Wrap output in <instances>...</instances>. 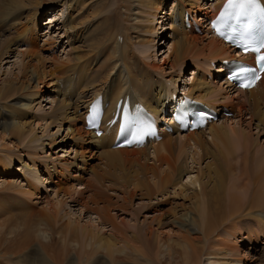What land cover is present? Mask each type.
I'll return each mask as SVG.
<instances>
[{"label":"bare ground","instance_id":"obj_1","mask_svg":"<svg viewBox=\"0 0 264 264\" xmlns=\"http://www.w3.org/2000/svg\"><path fill=\"white\" fill-rule=\"evenodd\" d=\"M121 1L124 4V9L126 10L132 11L135 8V11L133 10L135 14L134 16H132L134 17V19L130 17L133 21L132 27L126 30L128 31V34L131 30H136L135 32H133V34L136 35L135 40H139L140 37L138 36L139 34H141L139 30V24H142L143 19H150L148 25L152 27L151 19L154 18V12H157V10H153V4L151 0ZM225 1L226 0H213L214 3L211 5V2H209L208 4L210 5L208 7L204 3V0L172 1V3L175 4V7L173 8L175 9L176 7H178V12L177 15L172 13V11H175L172 8V11L170 10L169 13L166 12L164 14L166 18L163 17L161 19V24H163V21H170L169 24L165 23V26L168 25L171 37L170 49L167 53L166 58L161 61V64L164 65L167 61H169L171 69L178 67L182 68L184 59L187 56L191 55L190 60H195L193 61L194 63H192L194 69L199 66L201 69L205 70V68L209 66V62L214 60L221 64L219 67L220 69H218L217 63H215V67L212 66L214 62L211 64V67H213V69H217L215 75L219 74L220 72L223 73L224 68L221 62L229 59L230 57H233L231 49L214 36L210 37V40L207 44L199 46L200 43L197 42L198 38L191 33V27H193L191 19H189L191 27L187 28L183 24V16L185 12H188L192 20H195L197 14L195 11H198L201 16H206L201 19V23L202 26H205V28H207L208 30L209 27L205 24V22L206 18L210 19L211 17L207 16V14H209V12L212 15L216 13L218 9L225 3ZM73 2L75 4V8L81 10V6L83 4L82 1L80 2L79 0H69L67 2H63V7H61L63 8V10H61L60 12L67 10V8L73 10ZM26 3V0L0 1V26L6 24L7 20L10 19L11 13H15L17 15V18H23L22 16L25 12V7L27 5ZM44 3L45 0H41L39 4L44 5ZM187 7L191 11L185 9ZM26 14L27 15H25L26 19L24 23L18 26L15 23L16 19H11V22L14 23L9 26L7 25L6 28L9 27V29L7 30L10 31V36L12 41H15L14 43H17L23 37L22 44H25V46L28 45L30 47L33 43V46L36 44L35 37H33L32 33L37 28L39 13L33 12L31 15H28V13ZM60 16V18H62V13ZM49 18H51V22H56L57 20L56 16H52V14ZM198 18L200 17L198 16ZM72 19L73 18L71 17V15H69L67 19L60 22L64 29L66 28L67 31L76 29V27L72 25ZM128 21L131 20H129L128 18ZM197 24L200 25L199 23ZM78 26H80V28L84 27L83 25ZM151 27H149V30ZM163 27L164 25H161L160 27H158L157 31H154V39L155 36L163 29ZM85 30L80 32L83 33ZM94 30L92 31L91 29L92 32L85 39L86 41L83 42L89 44V46L86 47V49H88L89 51H93L95 47L101 43L102 40H105L107 38L112 40L116 36L114 35L113 37H111L104 26H100ZM126 30L121 28L117 29V32H119V34H117L118 37L116 39V42L107 50L109 52V57L106 56L102 60L100 59L99 55L96 58L90 56L88 58L89 61H87L86 64L84 62L83 65V62H80L81 60L77 61V57H73L69 61V66L66 69H62V67L65 65L60 66L58 73L51 79L52 85L55 89L53 92H56L58 96H60L62 89L58 91L56 87H65V91L61 95L62 97L59 99V105L58 101L55 102L53 114H61L62 112H67L64 113V116H70L72 114L73 117L70 121L75 123L76 128H73L74 130L72 131L68 127L67 130H70L71 133L75 132L77 141L76 143H78L80 146L81 144H87L93 150H96V152L99 151L98 158L105 160V170L102 169L104 171L101 174L94 173L95 177L93 178V182L91 183L90 180H88L87 183L83 185V189L86 190V188L92 186L94 190L96 189L97 191L91 202L97 204V202L100 201L105 204V207H103L102 209H92V212L96 214L99 221L102 220V224H109L112 227L111 232L108 235L109 240L99 238L98 234L93 232L91 228L82 227L80 228V231L69 229V234L72 239H75V242L78 241L76 244L72 242H66V245L60 247L57 243L53 245H51V243L42 244L41 241V250L44 252V254L45 252H48L47 250H51L50 252H52L54 248L58 250V258L55 256V260L59 261L58 264H63V262H65V264H108L106 260L103 259V252H105L106 257L109 256L108 259L110 260V262H112L113 264H120L121 261L119 260L120 257L118 256L122 255L121 253L128 251H124L123 247L116 248L120 243H122L125 248H129L131 252H133V254L136 253V255H144L147 261L146 264H203L202 262H204V260L202 261V258L204 256L206 258L212 257V259L221 258L220 260L223 262H218L217 260V264H240L238 260L232 258L230 247L233 246V244L229 241L222 244H216L217 239H215L214 237H218L221 234L229 231L231 232V234H234L233 237L237 236L242 231H238L236 229L235 223L241 222L243 219V221H247L249 222V224H256L257 226L264 223V147H257V145L253 141H251L250 137L247 134H244V131L240 129V127L242 126V114L248 112L249 120L246 123V127H248L247 129L251 128L254 122H256V129L264 132V73L260 80L256 82L253 88L247 90H238L236 92L237 95L233 96L232 98L229 95V91L231 88L229 87L227 91L226 89L228 87V84H226L224 81H222L218 86L215 85V83H210L207 80L200 78V76L192 77L187 87L184 85L181 92H176V90H178L176 89L178 80L172 77H169L166 81L163 79L164 77L154 80V74L159 72V68L155 67V65L152 64V61H150L153 60L151 56V54L153 53V46H151L152 41L150 38H146L144 41H139L136 46V55L134 49V51L130 53L132 57H129V53L124 48V45L129 41L130 38ZM207 32L209 33V31ZM122 33H125V39H122V37L120 36ZM119 38H121V42H119ZM23 45L22 47H24ZM157 45L158 44H156V46ZM132 46H134V44ZM31 48H24L23 52H21L23 58L25 57L27 60V62H24L23 60L21 67V77L25 78L26 74L30 72L31 78L29 81H32L33 79L32 84H35L34 87L30 86L32 96L37 91V85L41 84L42 81H34V79L38 78L36 69L40 65V60L38 61L37 59L40 56L41 49L37 48L32 50ZM117 48H119L121 54L120 57L117 55ZM131 50H133V47H131ZM10 51V47L5 46L3 48V54L1 55L2 59L0 60V62L6 59L8 55H10ZM206 51L208 52V56L206 58V65L208 66L200 63L199 60L197 61L198 58L194 57L195 54L202 55ZM245 58L248 59L249 57L247 56ZM100 60L101 63H99ZM93 63L99 64L97 66V70H95L94 72V75L92 72V69L94 67L92 66ZM120 63H122V66H120ZM90 71L92 72V77L90 79H87L86 75ZM75 73H77V76H75L74 78ZM49 77H52L51 74ZM207 78H210L209 75L207 76ZM210 81H213V79ZM224 85L226 86V88L224 87ZM73 87H75V90L79 88L77 90L78 92L75 96V100L67 102L65 100L67 92L70 91L71 94L75 93ZM13 88L14 86L12 84L3 83L0 87V99H5L8 94L12 93ZM30 89L23 88V91H28ZM155 89L156 91H153ZM183 91L187 95H189L190 98L197 101H203L210 106L219 107L226 106L228 104V106L226 107H228L232 111L233 109L231 106H237V101L235 100H238L239 97L243 96L242 101L250 104L252 106V109L248 111L243 109L242 106H237V108H235V110H237L235 116L237 120L234 123L233 127L231 124H227L231 121L223 122V119H221V122L220 120L212 122L204 129L187 133H179L177 131V128L173 126V134L165 132L163 131V129H161V140L150 141L144 144L142 147L114 148L112 145L117 133V124H115L114 126L103 124V133L99 137L95 136L92 131L84 129V114L87 111V106L97 96H102V102L104 105H106L105 120L111 119L113 117L116 110V103L120 98H123V100L128 98L135 111H137L141 106H144L154 116H157L159 119H163L164 105H171L176 99L183 97ZM247 95H249V97H245ZM163 96H166L165 101H162ZM84 97H86V101L83 102L82 98ZM24 108L29 109V107ZM81 109H83V113H81ZM17 119V115L14 116L11 114L9 116H5L2 115L0 111V126L4 128H12L19 136V138L23 140L24 134L21 133L23 125H19V120ZM170 122L172 121L170 120ZM217 122H219V124L215 125ZM5 124L7 126H3ZM60 128L61 127L59 126V129ZM206 131L209 132L210 137H204ZM230 135L232 136V139H230L231 141H229ZM98 142L100 144H98ZM216 142L223 144L222 149L225 147L227 148L226 154H224L221 148L217 147ZM30 143L31 142H27L26 145H29ZM42 146L43 145H41L39 149H41ZM211 146H215L216 150L213 148L215 150L214 152H210V150L209 152H207ZM25 147L29 149L28 146ZM151 147L152 151L150 150ZM188 148L198 149L197 151L199 152L191 153L190 156L191 163H195L197 164V166L199 165L200 160L205 159V155L210 154V158L211 156H217V158H215L214 168L212 172L208 174H213L215 176L217 185L214 188L206 191V182H202L203 179L201 175L205 174V172H209V168H211V161L205 165L204 169L198 166L196 170L197 174L194 177H190V174L192 172H189V169L187 167L186 159L188 158V155H184L188 153H186ZM150 152H152L154 155V158H152V161L154 162L151 161V163L147 162ZM183 155L187 156L185 160H183ZM127 156L137 157L135 161L139 167V170L133 167L136 170L135 173L132 172L134 173V176L133 174H131L132 176L128 174V178H124L128 181L127 185L126 181H121V179H119L122 174L116 177L115 181H113L114 179L111 178L112 181H109L110 183L105 185L106 183L103 179L105 177V174L109 173L108 170H118L119 167L123 168L124 163H128L129 161H131L129 160V158H127ZM7 158H10L7 161V164H9L10 162H15V159L19 157H17L16 154H11ZM218 158H223V161H218ZM3 162H5V160H3ZM1 164L2 158H0V165ZM185 170H187V172ZM46 171L49 172L47 167ZM226 171L227 173L232 172V174H236L233 179L234 182L232 181L233 192L227 193L225 191L224 195L220 196L219 191L216 190L224 188ZM111 173L112 172H110L109 174ZM2 174H8L7 170H2ZM113 175L116 176V174ZM184 175L188 176L186 177L189 179L188 184L194 186L193 193H188L191 194V203L189 204V207L187 209L180 211V213H177L174 210L166 211L165 213L159 212L155 216L153 215L148 220H146L145 224L143 226H140V229L138 228V226H134L133 230L135 231H133L131 237H129V235L125 233V230L122 231L120 227L119 229L118 226L113 224V217L111 218L109 215V209L111 208L110 206H113L112 208L124 209L128 205L127 202L129 201V199L131 200V198L136 197L138 194L137 190L140 189L138 196L141 197V201L147 200V202H141L142 204L139 205L138 209H133L134 212L140 213L143 210L145 212H149L150 209L156 210V205L154 204L160 202H155L152 200L156 199L157 194H160L164 197V194L167 195L168 191L171 190L170 188H172L173 191L175 190L176 186L179 187V192L177 193L179 195H183L185 189L188 190L185 185L181 184L182 176ZM71 178H76V176ZM210 179L211 177L208 176L207 181H209ZM76 180H80V178H77ZM101 180L103 181V183H105V188H113L120 192L121 195L119 197L121 199L116 196L120 200V202H111L112 200L110 201V195L104 194V187L102 186ZM242 180H246V183L245 185H242L241 199L240 196H238L239 192L237 191V183L241 182ZM0 182H5V179H3V177H0ZM10 182H12L11 179L9 183ZM28 186V189H33V185L29 182ZM98 190H100V193L98 192ZM175 192L176 191H174V193ZM177 194L174 195L177 196ZM78 195L80 196L74 198L72 202L80 203V200L82 199V192H79ZM164 200L166 199L164 198ZM84 206L86 207V205ZM241 208L242 218L233 217L241 210ZM258 213H260V215H258ZM169 214H171V216L167 218ZM53 219L55 220V218ZM165 226H170L171 228H177L178 230H180H177L178 232L175 233L178 235L175 242H171L170 238L168 240V242L170 243H165L162 240V229ZM76 235H80V241L77 240ZM194 235H198V237L194 238ZM29 238L30 234L24 236L25 241L29 240ZM212 238L215 239V244H212ZM249 240H252L253 242V239H251L250 237ZM38 242L40 243L39 240ZM23 243L25 242L22 240L14 244L15 246L20 247V245ZM134 243H138L141 246L144 245L146 253H143L138 248L132 246V244ZM198 245L202 246L199 247ZM234 246L237 247L235 243ZM67 247L72 249L74 256H72V254H69L65 258L64 252L67 249H64ZM40 252L41 251H39V253ZM101 255L103 256L102 258ZM24 256L26 257V254ZM126 256L128 257V255ZM75 257L77 258V262H75ZM127 257L126 259L124 257L122 258L124 260H127ZM6 259L8 258L6 257ZM124 262L121 263L123 264ZM207 264L215 263L207 261Z\"/></svg>","mask_w":264,"mask_h":264},{"label":"rangeland","instance_id":"obj_2","mask_svg":"<svg viewBox=\"0 0 264 264\" xmlns=\"http://www.w3.org/2000/svg\"><path fill=\"white\" fill-rule=\"evenodd\" d=\"M26 1L27 5L25 7V12L27 11L26 13H28V15H31L33 12H38L40 15L38 18L39 26L36 34L38 36V43L36 41V44L34 46L33 43L30 47L28 45L27 47L25 46V44H22L23 37L17 43H14L15 41H12L10 31L7 30L9 29V27L6 28L7 25L9 26L14 23L11 22V19H16L15 23L18 26L24 23L26 19L25 15H27L25 12L23 13V18H17V15L15 13H11L10 19L7 20L6 24L0 26V60L2 59L1 55L3 54V48L5 46L10 47L11 50L10 55H8L6 59L0 62V87L3 83L12 84L14 86V88L12 89V93L8 94L5 99H0V111L2 115L5 116H9L11 114L14 116L17 115L19 125H23L21 133L24 134V139L22 140L12 128H4L0 126V158H2V164L0 165V177H3V179H5V182H0V264H58L59 261L55 260V256L57 257L58 250L54 248L52 252H50L51 250H47L48 252H45L44 254V252L41 250V241L42 244L51 243V245H53L57 243L60 247H63V245H66L68 242L76 244L78 241L75 242L76 240L72 239L69 234V229L80 231V228L82 227L91 228L93 232L98 234L99 238L109 240L108 235L110 234L112 227L109 224H102V220L99 221L96 214L92 212V209H102L103 207H105V204H103V202L98 201L97 204L91 202L97 190H94L92 186L86 188V190L83 189V185H85L88 180H90V182L92 183L95 174H101L105 170V160L98 158L99 151L96 152V150H93L87 144H81L80 146L78 143H76L77 141L75 132H70V130L73 131V128H76L75 123L70 121L73 117L72 114L70 116H64V113L67 112H62L61 114H53L55 102L58 101L59 105V99L62 97L61 95L64 93L65 87H56L58 91L62 89L60 96H58L56 92H53L55 89L52 85L51 79L58 73L60 66L65 65L62 67V69H66L70 64V59L73 57H77V61L81 60L80 62H83L82 65L84 64V62L86 64V62L89 61L88 58L90 56L96 58L99 55L100 59L102 60L106 56L109 57V52L107 50L116 42V39L118 37L117 34H119V32H117V29L121 28L126 30L132 27V19H134V17L132 16H134L135 14V8L133 9L134 11H128L124 9V4L121 0H79L83 3L81 6V10L75 8V4L73 2V10L67 8V10L60 12L61 10H63V8H61L63 7V2H67L69 0H45L44 5L39 4L41 0ZM151 1L153 4V10H157V12H154V18L151 19L152 27L148 25L150 19H143L142 24H139V30L141 32V34H139L138 36L140 37L139 40H135L136 35L133 34V32H135L136 30H131L129 34L126 30L130 38L129 41L124 45V48L129 53V57H132L130 53L133 52L134 49L136 55V46L139 41H144L146 38H150L152 41L151 46H153V53L151 54L153 60L150 61H152V64H154L155 67L159 68V72L154 74V80L161 77H164L163 79L165 81L169 77L178 80L176 84V89L178 90H176V92H181L184 85L186 87L187 85H189L188 83L189 81H191L192 77L198 76L210 83H215V85L219 86L222 82L221 77L217 76L218 78H214L213 75L216 74L217 69H213V67H211V64L214 62L215 66V63H217L218 69H220L219 67L221 64L213 60L209 62V66L206 65V58L208 56L207 51L202 55H194V57L198 58L197 61L199 60L200 63L208 66L205 68V70L201 69L199 66L194 69L192 63H194L193 61L195 60H190L191 55L187 56L184 59V64L182 66V68L184 67L183 70L181 67L171 69L169 61H167L164 65L161 64V61L166 58L171 45L170 29H168V25L165 26V23L169 24L170 21H163V24H161V19L165 17L164 14L166 12L169 13V11L173 7H175V4L172 3V1L174 0ZM210 2L211 5L214 3L213 0H211ZM204 3L207 5V7L210 5L208 4L209 2H206L205 0ZM185 9L190 10L188 7ZM174 10L175 11L171 10L172 13L177 15L178 7H176ZM195 12L197 13L195 20L200 25L198 30H194L193 28L191 30V33L198 38L197 42L200 43L199 46H201L207 44L211 36L207 32V28H205V26H202L201 23V19L206 16H201L198 11ZM61 13L62 18H60ZM51 14L52 16H56V22L50 21L51 18L49 17ZM69 15H71V17L73 18L72 25L75 26L76 29L67 31L66 28L64 29L60 22L67 19ZM198 16L200 18H198ZM207 16L211 17L212 14L209 12ZM128 18L132 22L128 21ZM47 19H49L48 23H46ZM52 25L53 27H51ZM78 25L85 26L80 28V26ZM161 25H164V30L162 29L154 39L153 33L154 31H157L158 27H160ZM100 26H104L111 37H113L114 35L116 36L112 40H110L109 38L102 40L101 43L98 44V46H96L93 51H89L88 49H86L89 44L83 42L86 41L85 39L94 29H97ZM149 27H151L150 30ZM83 30L85 31L81 33ZM34 32H36V30H34ZM34 32L32 33L33 37H35ZM124 34L125 33H122L120 35L122 39L126 38ZM118 40L119 42H121V38H119ZM5 42L7 43V45ZM133 44L134 46H132ZM156 44L158 45L156 46ZM22 45L24 47H22ZM131 47H133V50H131ZM24 48H31L32 50L37 48L41 49L39 56L40 59H37L38 61L40 60V65L36 69L38 78L34 79V81H42V83L37 85V91L32 96L30 86L34 87L35 84H32L33 79L32 81H29L31 78L30 72L26 74L25 78L21 77V67L23 60L24 62H27L26 58H23L21 54ZM117 49V55L120 57L121 54L119 48ZM99 63H101V60L99 61ZM98 65L99 64L95 63L92 64V66H94L92 69L93 75L95 70H97ZM120 66H122V63H120ZM92 72H88V74L86 75L87 79H90L92 77ZM50 74L52 77H49ZM205 74L207 76H210L212 74L213 75L208 79ZM75 76H77V73H75L74 78ZM212 79L213 81H210ZM224 87L226 88L225 85ZM23 88H28L30 90L23 91ZM78 89L79 88H77L75 90V93L72 94L70 91L67 92L65 100L67 102L75 100ZM226 90L228 91V87ZM153 91H156V89ZM229 92L231 98L237 95V93L232 89H230ZM183 94L189 96L184 91ZM245 97H249V95ZM242 98L243 96L239 97L238 100H235L237 101V106H242L243 109L250 111L252 109V106L245 101H242ZM165 100L166 96H163L162 101ZM82 101H86V97L82 98ZM23 106L29 107V109L24 108ZM226 106H228V104ZM237 106H231L234 112V115L230 116L231 118H222L223 122L231 121L227 124H231L232 127L237 120V118H235L237 111L235 110V108H237ZM83 109H81V113H83ZM63 116L65 119L67 118L66 121ZM248 120V112L243 113L242 126L240 127V129L244 131V134H247L250 137L251 141H253L257 145V147H264V132L256 129V122H254L251 128L247 129L248 127H246V123L248 122ZM217 124H219V122H217L215 125ZM3 126L7 125L5 124ZM59 126L61 127L60 129ZM68 127L70 128V130H67ZM205 136L206 138L208 136L210 137L209 132L206 131L204 137ZM230 139H232L231 135L229 136V141H231ZM27 142L31 143L29 145H26ZM98 144L100 143L98 142ZM216 144L217 147L222 149L223 144L219 142H216ZM41 145H43V149L42 147L41 149H39ZM25 146H28L29 149H27V147ZM211 147L207 152H209V150L210 152H214L216 150L215 146ZM188 149L186 151V153H188L184 154L188 155V158L187 156L183 155V160L187 158V167L189 169V172H192L190 174V177H194L197 174L196 170L198 166L204 169L205 165L211 161V168H209V172H205V174L201 175L203 179L202 182H206L205 190L208 191L214 188L217 185L215 176L213 174H208L212 172L215 164V158H217V156H211L210 158V154H207L205 155V159L200 160L199 165L197 166V164L191 163L190 156L191 153L199 152L197 151L198 149ZM226 149V147L222 149L224 154H226ZM150 150L152 151V147ZM11 154H16L19 158L15 159V162L13 161L7 164L8 159H10L7 157ZM127 158L133 161L124 163L123 168L119 167L118 170L109 169L108 172H112L111 174H116V176H112L109 173L105 174V177L107 178L104 177L103 180H105L104 182L106 184L101 180L102 186L104 187V194L110 195L109 198L110 201L112 200L111 202H120L117 197H119L121 194L120 192H118V190H115L113 188V190L105 188V185L110 183L109 181H112V179H114L113 181H115V178L120 176L121 174L122 175L119 179H121V181H126L127 185L128 181L124 178H128V174H133L134 176V173L136 171L135 169L139 170V167L135 161L137 157L127 156ZM152 158H154V155L152 152H150L147 162L151 163V161L153 160ZM3 160H5V162H3ZM218 161H223V158H218ZM131 163H133L134 165ZM45 164L50 173L46 171ZM130 166L132 168H135H133L134 171ZM124 169L127 171H125ZM2 170H7L8 174H2ZM185 171L187 172V170ZM235 175L236 174H232V172L227 173L226 171L224 188L216 190L219 191L220 196H223L225 191L227 193L233 192L232 181ZM75 176L76 178H71ZM208 176L211 177L209 181H207ZM186 177L188 176H182L181 184L185 185L188 190L185 189L183 195H179L177 194L179 192V187L176 186L175 190L173 191L172 188H170L171 190L168 189L170 191H168L167 195L164 194V197L160 194H157L156 199L152 200L155 202H160L154 204L156 205V210L150 209L149 212H145L144 210L140 213L134 212L133 209H138L139 205L142 204L141 202L144 201H141V197L138 196L140 189L137 190L138 194L136 197L131 198V200L129 199V201L127 202L128 205L124 209L112 208L113 206H110L111 208L109 209V215L111 218L113 217V224L118 226V228L120 227L122 231L125 230V233L129 235V237H131L133 231H135L133 230L134 226H138V228L140 229V226H143L146 220H148L151 216H155L159 212L165 213L166 211L172 210L180 213V211L187 209L189 207V204L191 203L190 196L193 193L194 186L188 184L189 179ZM77 178H80V180H76ZM10 179L12 182L9 183ZM28 182L33 185V189H28ZM245 183L246 180H242L241 182L237 183V191L239 192L238 196H240L241 199L242 185H245ZM174 191L176 192L174 193ZM79 192H82V199L80 200V203L72 202L74 198L80 196L78 195ZM98 192L100 193V190H98ZM190 192L191 194H188ZM174 194H177V196ZM164 198L166 200H164ZM145 201L147 202V200ZM84 205H86V207ZM258 215H260V213H258ZM170 216L171 214H169L167 218H169ZM233 217L242 218V208ZM53 218H55V220ZM243 220L241 222H234L236 224V229L238 231H242L240 234L233 237L234 234H231V232L229 231L226 232L227 234L223 233L218 237L215 236L214 238L217 239L216 244H222L228 241L231 242L233 244V246L230 247L232 258L238 260L240 264H264V223L257 226L256 224H249V222ZM177 230V228H171L170 226L163 227L162 240L165 243H170L168 242L170 238L171 242H175L178 236L175 233L180 231ZM24 234H30L29 240H24V236H26ZM35 236H37L38 238ZM76 237L77 240L80 239V235H76ZM193 237H198V235H194ZM249 237L253 239V242L252 240H249ZM214 238H212V244H215ZM22 240L25 242L23 243L24 245L21 244L20 247L15 246L14 243L20 242ZM38 240L40 241V243L38 242ZM10 243L12 244V246ZM234 243L237 245V247L234 246ZM132 246L138 248L143 253H146L144 245L141 246L138 243H134L132 244ZM198 246L201 247L202 245ZM119 247H123L124 251H129H126L128 254L126 252H123L121 253L122 255L118 256L121 258H119L121 262L126 261L123 264L147 263L144 255L141 256L139 254L136 255V253L133 254V252H131L129 248H125L122 243H120L116 248ZM64 250H66L64 252L65 258L69 254H72V256H74L71 248L67 247ZM39 251L41 252L39 253ZM103 253L102 255L104 257L101 255V258L103 257V259L106 260L108 264L112 263L108 259L109 256L106 257L105 252ZM25 254L26 257L24 256ZM126 255H128V257ZM6 257L8 259H6ZM122 257H124L125 259L127 257V260H124ZM220 259L221 258L212 259V257L206 258L204 256L202 258V261L204 260V262L202 263L207 264V261L213 262L215 264H217L218 262H223ZM217 260L218 262H216ZM12 261L15 263H13ZM75 262H77L76 257ZM121 262L120 264H122ZM63 264H65V262H63Z\"/></svg>","mask_w":264,"mask_h":264},{"label":"snow or ice","instance_id":"obj_3","mask_svg":"<svg viewBox=\"0 0 264 264\" xmlns=\"http://www.w3.org/2000/svg\"><path fill=\"white\" fill-rule=\"evenodd\" d=\"M260 60H264V56L260 57ZM240 71H241V73H243V72H255V69H244V68H242ZM240 86L241 87H249L250 85L248 83H242Z\"/></svg>","mask_w":264,"mask_h":264}]
</instances>
